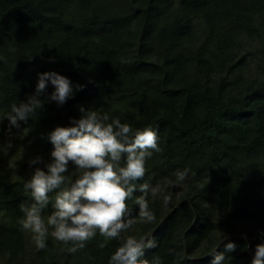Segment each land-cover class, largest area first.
<instances>
[{
	"label": "trees",
	"instance_id": "1",
	"mask_svg": "<svg viewBox=\"0 0 264 264\" xmlns=\"http://www.w3.org/2000/svg\"><path fill=\"white\" fill-rule=\"evenodd\" d=\"M49 71L83 90L10 128L11 105ZM80 106L158 128L161 151L137 182L160 185L149 197L156 219L119 239L97 232L75 254L49 236L28 264H108L125 237L145 235L156 242L149 264H211L227 242L236 250L224 264H250L264 233V0H0V145L13 144L7 157L0 149L3 264H24L30 243L18 220L19 205L33 202L23 186L33 169L20 154L47 160V133L79 118ZM184 169L188 180L170 184ZM140 195L127 201L130 218Z\"/></svg>",
	"mask_w": 264,
	"mask_h": 264
},
{
	"label": "clouds",
	"instance_id": "2",
	"mask_svg": "<svg viewBox=\"0 0 264 264\" xmlns=\"http://www.w3.org/2000/svg\"><path fill=\"white\" fill-rule=\"evenodd\" d=\"M48 62L55 63V59L50 57ZM49 87L53 89L50 94ZM82 90V85H74L55 71L38 73L34 91L18 104H12L5 117L10 128L18 127V122H27L31 114L46 103L54 102L62 107ZM78 111L79 118L70 117L69 126H56L47 133L53 146L47 160L42 156L28 160L33 170L23 186L33 202L19 205L23 217L18 223L39 250L46 249L50 236L68 245L67 253L75 254L84 249L97 232L105 239H119L137 221L152 223L156 219L149 197L161 196L160 185L137 182L145 177L146 162L161 151L158 128L149 124L134 129L119 117L84 106ZM8 134L11 137L10 129ZM12 148L11 138L0 145L4 152ZM189 172V169L177 170L175 181L169 183L183 185ZM53 192L55 195L49 196ZM136 192L141 193L135 197L138 216L130 218L127 201L133 200ZM171 201V194L162 195L165 207ZM49 204L54 211L45 218L42 213ZM260 235L250 264H264V233ZM222 237V243L229 241L228 236L222 234ZM154 247L155 239L147 235L127 236L110 255L108 264H149L143 258L145 249ZM235 250L234 242L224 243V252L213 253L211 264H224L225 253Z\"/></svg>",
	"mask_w": 264,
	"mask_h": 264
},
{
	"label": "rangeland",
	"instance_id": "3",
	"mask_svg": "<svg viewBox=\"0 0 264 264\" xmlns=\"http://www.w3.org/2000/svg\"><path fill=\"white\" fill-rule=\"evenodd\" d=\"M3 153H2V156L3 157H7V155H8V152H4V151H2ZM22 154H20V155H23L22 157L24 158V159H27V160H29V156H27V155H25V151L24 150H22V152H21ZM13 160V159H12ZM27 235H28V237H29V245H28V253H27V256L24 258V264H28L29 263V261H30V252L32 251V248L35 246V244H34V242L31 240V236H30V234L29 233H27ZM0 264H3V261H0Z\"/></svg>",
	"mask_w": 264,
	"mask_h": 264
}]
</instances>
